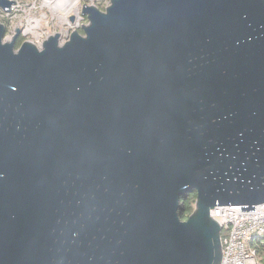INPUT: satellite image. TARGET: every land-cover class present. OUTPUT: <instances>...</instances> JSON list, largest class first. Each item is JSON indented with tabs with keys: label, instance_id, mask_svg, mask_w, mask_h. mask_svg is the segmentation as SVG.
Instances as JSON below:
<instances>
[{
	"label": "water",
	"instance_id": "1",
	"mask_svg": "<svg viewBox=\"0 0 264 264\" xmlns=\"http://www.w3.org/2000/svg\"><path fill=\"white\" fill-rule=\"evenodd\" d=\"M81 13L38 47L0 20V264H220L210 210L264 205V0Z\"/></svg>",
	"mask_w": 264,
	"mask_h": 264
},
{
	"label": "built area",
	"instance_id": "2",
	"mask_svg": "<svg viewBox=\"0 0 264 264\" xmlns=\"http://www.w3.org/2000/svg\"><path fill=\"white\" fill-rule=\"evenodd\" d=\"M8 10L0 9V17L13 15L14 28L20 30L24 41L38 46L54 32L60 34V42H65L70 33L85 25L87 20L81 13L84 4L81 0H39V9L46 8L40 14L35 12V0L30 4L23 0H11ZM110 0L106 1V6ZM35 9V10H33ZM21 12V13H20ZM73 16V20L70 17ZM49 23L45 29L44 24ZM10 40V39H6ZM210 216L220 225L222 257L220 264H264L259 261L249 243L253 236L264 234V205L254 206V211H240L239 205L216 206L210 210Z\"/></svg>",
	"mask_w": 264,
	"mask_h": 264
},
{
	"label": "trees",
	"instance_id": "3",
	"mask_svg": "<svg viewBox=\"0 0 264 264\" xmlns=\"http://www.w3.org/2000/svg\"><path fill=\"white\" fill-rule=\"evenodd\" d=\"M195 199V191L188 192L182 196L178 207V215L182 220L186 219L193 211ZM249 246L254 251L257 259L264 263V234L253 236Z\"/></svg>",
	"mask_w": 264,
	"mask_h": 264
},
{
	"label": "flooded vegetation",
	"instance_id": "4",
	"mask_svg": "<svg viewBox=\"0 0 264 264\" xmlns=\"http://www.w3.org/2000/svg\"><path fill=\"white\" fill-rule=\"evenodd\" d=\"M71 2L67 6H65V8H67L71 4ZM14 19L15 17L13 15H8L7 17H2V18L0 17V20L5 25V33H4L5 39L11 40L12 38H15L16 47H18L24 41V36L20 30H16L14 28V24H13ZM79 31H82L81 28H79Z\"/></svg>",
	"mask_w": 264,
	"mask_h": 264
},
{
	"label": "rangeland",
	"instance_id": "5",
	"mask_svg": "<svg viewBox=\"0 0 264 264\" xmlns=\"http://www.w3.org/2000/svg\"><path fill=\"white\" fill-rule=\"evenodd\" d=\"M31 1H32V0H23L24 3H28V4H30ZM106 1H107V0H81L80 3H82V4L93 5V6L97 7V8L100 9V10H104V8L106 7ZM40 3H41V2H40L39 0H35L36 10L33 9V10H35V12H32V14L37 15V14H40L41 12H44V11L46 10V8H42V9H39V8H38V5H40ZM92 3H93V4H92ZM20 13H21V12H20ZM83 16H84V15H83ZM85 19H86V18H85ZM44 28H45V29H48V28H49V23H45V24H44ZM76 30L79 31V29H76ZM79 32H81V31H79ZM33 42H34V44L38 47V45L36 44V42H35V41H33Z\"/></svg>",
	"mask_w": 264,
	"mask_h": 264
},
{
	"label": "bare ground",
	"instance_id": "6",
	"mask_svg": "<svg viewBox=\"0 0 264 264\" xmlns=\"http://www.w3.org/2000/svg\"><path fill=\"white\" fill-rule=\"evenodd\" d=\"M71 1H73V0H71ZM71 1H70V2H71ZM256 258H257V257H256Z\"/></svg>",
	"mask_w": 264,
	"mask_h": 264
}]
</instances>
